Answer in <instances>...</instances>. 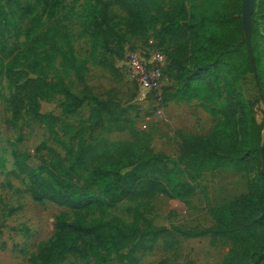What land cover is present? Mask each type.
Listing matches in <instances>:
<instances>
[{
	"label": "trees",
	"instance_id": "trees-1",
	"mask_svg": "<svg viewBox=\"0 0 264 264\" xmlns=\"http://www.w3.org/2000/svg\"><path fill=\"white\" fill-rule=\"evenodd\" d=\"M63 1L0 0V75L8 83L6 123L18 128L15 142L24 141L30 122L54 134L57 118L40 113V102L55 97L63 99L62 115L73 116L87 104L92 127L107 134L128 132L132 142L97 138L80 143L68 165L52 150L35 168H28L30 154H12L17 169L29 171L28 191L34 202H69L73 210L71 222L63 215L57 218L55 240L39 250L35 264H58L66 257L104 264L114 254L126 264H137L138 253L170 234L154 226L140 207L156 196L180 201L195 197L204 174L227 166L246 172L252 157L259 166L255 188L211 209L212 227L180 234L225 239L231 251H243L241 264H264V124L254 129L247 116L240 133L236 118L244 103L240 84L248 78L264 104V43L253 15L247 42L238 16L242 0H215L205 11L187 7L186 0H93L87 7L83 32L104 51L112 43L120 49L126 36L143 39L150 32L156 33L160 45H170L167 70L175 76L162 88L163 105L198 102L215 122L208 135L179 132L172 158L154 152L149 135L134 130L131 120L85 86L84 64L57 18ZM261 3L264 12V0ZM114 8L124 16L113 13ZM10 34L15 38L11 47ZM70 73L82 86L78 93L66 82ZM24 115L27 119L20 125ZM121 203L136 204L129 224L109 217Z\"/></svg>",
	"mask_w": 264,
	"mask_h": 264
},
{
	"label": "rangeland",
	"instance_id": "rangeland-1",
	"mask_svg": "<svg viewBox=\"0 0 264 264\" xmlns=\"http://www.w3.org/2000/svg\"><path fill=\"white\" fill-rule=\"evenodd\" d=\"M261 1L252 0L248 33L243 23L242 7L238 14L245 28L247 42L251 35L253 15L264 43ZM186 3L187 7L191 4L196 11H205L213 8L215 0H186ZM91 4L93 0H64L57 14L71 35L77 60L84 64L85 86L107 101L115 112L131 120L134 130L149 135L154 152L172 158V148L179 142V132L208 135L215 122L198 102L163 105L162 114L157 115L155 93L138 86L132 77L128 65L130 56L142 61L161 53L168 58L164 74L167 78H174V71L167 70L172 56L170 45H160L156 33L150 32L143 39L126 36L120 49L112 43L109 50L104 51L99 41L94 42L83 32L87 7ZM113 13L124 16L116 8ZM119 20L118 17L114 19L115 22ZM116 29L120 33L123 31L120 26H116ZM14 42V36L8 35L7 45L11 47ZM185 64L189 66V63ZM199 77L207 80L204 75ZM66 82L74 92L81 91L82 86L71 73ZM239 91L244 102L239 106L236 116L239 132L242 133L247 126V116L252 119L254 129H261L264 124V104L256 97L252 79L241 82ZM8 95V83L0 75V264H35L39 260V250L55 240L57 218L63 215L71 222L73 210L69 202H34L28 191L29 171L20 172L12 154H30L28 168H35L42 160L48 159V150H52L68 165L73 162L80 143H90L97 138L131 143L132 138L128 132L107 134L92 127L87 104L73 116L62 115L60 106L63 99L55 97L40 102V113L57 118L54 134L50 135L44 126L30 122L24 141L16 143L18 128L6 123L9 114L4 99ZM26 119L27 115H24L20 125ZM216 120L220 118L216 117ZM43 144L47 149L41 147ZM258 171L256 159L252 157L246 172H236L227 166L204 174L198 182L199 192L195 197L180 201L156 196L148 205L140 207L154 226L164 227L170 234L159 239L150 250L138 253L137 264H241L243 251H231V243L227 240L210 237L189 239L181 235L180 231L212 227L214 222L210 216L211 209L226 205L252 191ZM135 206L121 203L110 210L109 217H117L129 224L132 221L131 209ZM58 264L96 263L92 259L80 262L66 257ZM104 264H126V261L119 254H114Z\"/></svg>",
	"mask_w": 264,
	"mask_h": 264
},
{
	"label": "built area",
	"instance_id": "built-area-1",
	"mask_svg": "<svg viewBox=\"0 0 264 264\" xmlns=\"http://www.w3.org/2000/svg\"><path fill=\"white\" fill-rule=\"evenodd\" d=\"M129 69L135 82L141 88L155 93L157 102V115H161L163 111L162 88L168 85V79L164 74L167 65L166 58L161 53H156L151 59L136 60L134 56H130Z\"/></svg>",
	"mask_w": 264,
	"mask_h": 264
},
{
	"label": "water",
	"instance_id": "water-1",
	"mask_svg": "<svg viewBox=\"0 0 264 264\" xmlns=\"http://www.w3.org/2000/svg\"><path fill=\"white\" fill-rule=\"evenodd\" d=\"M252 9V0H242V12L244 16V26L247 29V33L250 29V12Z\"/></svg>",
	"mask_w": 264,
	"mask_h": 264
},
{
	"label": "crops",
	"instance_id": "crops-1",
	"mask_svg": "<svg viewBox=\"0 0 264 264\" xmlns=\"http://www.w3.org/2000/svg\"><path fill=\"white\" fill-rule=\"evenodd\" d=\"M192 103V102H191ZM169 106H171V105H174V104H181V105H186V104H182V103H177V102H175V101H172V102H169V103H167ZM166 104V105H167Z\"/></svg>",
	"mask_w": 264,
	"mask_h": 264
}]
</instances>
